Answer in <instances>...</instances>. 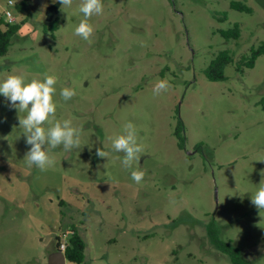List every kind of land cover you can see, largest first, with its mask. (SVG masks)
<instances>
[{
    "label": "rangeland",
    "instance_id": "1",
    "mask_svg": "<svg viewBox=\"0 0 264 264\" xmlns=\"http://www.w3.org/2000/svg\"><path fill=\"white\" fill-rule=\"evenodd\" d=\"M11 1L0 0V11L7 6L22 24L0 55V80L56 76V113L43 127L70 119L81 143L48 149L53 163L43 171L29 167L19 127L26 113L0 97V264H46L63 223L85 241L80 264H231L208 239L211 219L247 264H264V210L251 203L264 186V54L236 70L264 42V0H102L89 41L74 35L81 0L60 5L54 36L42 31L43 7ZM235 22L240 37L222 38L218 30ZM224 49L234 59L226 78L209 81L203 71ZM159 80L169 87L155 94ZM65 84L76 93L67 102ZM178 118L184 149L174 136ZM129 122L143 149L131 168L112 150ZM134 170L144 172L140 183Z\"/></svg>",
    "mask_w": 264,
    "mask_h": 264
},
{
    "label": "clouds",
    "instance_id": "2",
    "mask_svg": "<svg viewBox=\"0 0 264 264\" xmlns=\"http://www.w3.org/2000/svg\"><path fill=\"white\" fill-rule=\"evenodd\" d=\"M56 2L64 8H71L73 0H55L54 3ZM103 10L102 0H81L79 12L83 14L84 19L75 27L74 35L89 41L94 29L88 21L93 16L102 15ZM56 83L57 78L54 75H46L42 80L32 79L30 82L20 75H9L0 80V97L4 98L7 106L26 113L23 118H19V127L23 129L26 144L30 146L25 156L26 162L29 167L35 166L42 171L53 163L47 154L48 149H55L62 145L64 151H71L80 147L81 143L80 131L73 127L70 119L56 121L47 129L43 127L44 123L56 113L57 105L53 99L56 94ZM168 87L166 80H159L153 91L155 94H160ZM59 95L67 102L76 93L70 85L65 84ZM124 127L125 134L118 135L112 140V150L123 153L122 164L131 168L134 161L139 162V154L143 149L137 143L135 126L129 122ZM96 155L105 158L108 153L97 149ZM130 176L134 182L140 183L144 172L134 170ZM251 203L259 211L264 210V186L259 187L251 196Z\"/></svg>",
    "mask_w": 264,
    "mask_h": 264
},
{
    "label": "trees",
    "instance_id": "3",
    "mask_svg": "<svg viewBox=\"0 0 264 264\" xmlns=\"http://www.w3.org/2000/svg\"><path fill=\"white\" fill-rule=\"evenodd\" d=\"M59 8L60 4L58 2L47 5L44 8V18L47 23L42 28L44 33L50 32L51 35L54 36L53 33L58 29L59 24L57 19ZM230 8L234 10L245 11L247 13L252 12V8L250 6L240 1H231ZM217 18L218 20H226L227 14L223 13L221 17ZM21 24L22 22L9 23L5 22L3 19H0V55H5L7 53L12 43V38L18 33ZM218 33L225 40H237L241 33L240 24L235 22L233 23L232 27L226 30H218ZM262 54H264V42L250 47L248 53L242 55L241 58L236 61V70L242 73L244 68H252L255 65L256 59ZM233 60V55L229 49L221 50L204 69V76L209 81L224 80L226 78L223 73L224 67ZM174 136L176 138L177 147L179 149H184L186 138L184 133V123L180 118H178L174 128ZM69 227L73 229V233L68 238L63 254L66 261L80 264L84 260L86 244L80 235L79 230L73 224H71ZM205 230L211 245L219 252L225 254L229 258L231 264H247V261L243 258L239 247L234 246L230 241L220 238L221 229L214 219L209 220L205 224ZM56 240L57 238L55 239L54 250H57L58 247Z\"/></svg>",
    "mask_w": 264,
    "mask_h": 264
},
{
    "label": "built area",
    "instance_id": "4",
    "mask_svg": "<svg viewBox=\"0 0 264 264\" xmlns=\"http://www.w3.org/2000/svg\"><path fill=\"white\" fill-rule=\"evenodd\" d=\"M11 4H12V1L8 0L7 6ZM7 6L6 8H3L0 11V19H3L5 22L11 23V22H14V17L8 10ZM72 233H73V229H71L70 227L63 228L59 232V234L56 237L57 238L56 243L58 245L57 250L63 253L64 249L66 248L68 238L72 235Z\"/></svg>",
    "mask_w": 264,
    "mask_h": 264
},
{
    "label": "water",
    "instance_id": "5",
    "mask_svg": "<svg viewBox=\"0 0 264 264\" xmlns=\"http://www.w3.org/2000/svg\"><path fill=\"white\" fill-rule=\"evenodd\" d=\"M34 4H36L40 9L43 6L44 0H34ZM65 256L59 250H55L49 254L47 258V264H65Z\"/></svg>",
    "mask_w": 264,
    "mask_h": 264
},
{
    "label": "crops",
    "instance_id": "6",
    "mask_svg": "<svg viewBox=\"0 0 264 264\" xmlns=\"http://www.w3.org/2000/svg\"><path fill=\"white\" fill-rule=\"evenodd\" d=\"M47 5L43 2V10H44V8L46 7ZM65 224V225H64ZM72 223H63L62 225L65 227V226H70ZM77 229H78V227L76 226V225H74ZM58 235V234H57ZM57 235L55 236V238L57 237ZM53 251H55L54 249H52L51 251H50V253H52ZM49 256V255H48ZM48 258V257H47ZM67 263V261H65V264ZM46 264H47V261H46Z\"/></svg>",
    "mask_w": 264,
    "mask_h": 264
}]
</instances>
